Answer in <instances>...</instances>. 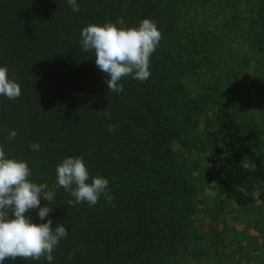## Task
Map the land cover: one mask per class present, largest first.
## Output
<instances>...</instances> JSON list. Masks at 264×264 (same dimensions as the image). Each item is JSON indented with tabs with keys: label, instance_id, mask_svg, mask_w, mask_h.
<instances>
[{
	"label": "trees",
	"instance_id": "16d2710c",
	"mask_svg": "<svg viewBox=\"0 0 264 264\" xmlns=\"http://www.w3.org/2000/svg\"><path fill=\"white\" fill-rule=\"evenodd\" d=\"M247 1L76 0L73 11L67 0H0V66L21 87L17 99L0 95V147L27 162L32 182L55 188L53 201L41 198L40 206L52 208V227L63 224L68 234L51 264H187L208 255L195 232L206 189L191 159L203 150L219 174L216 213L260 208L252 225H260L264 248V163L252 149L260 140L228 78L237 73L230 48L237 60L251 55L264 68V0L245 7ZM118 18L124 27L149 18L162 38L150 77H124L116 93L94 51L82 49L80 32ZM11 130L17 135L10 140ZM35 142L39 151L30 148ZM68 156L83 158L87 182L109 180L111 202L101 194L91 207L68 203L74 197L56 187L55 171ZM38 211L27 215L47 222Z\"/></svg>",
	"mask_w": 264,
	"mask_h": 264
},
{
	"label": "clouds",
	"instance_id": "9594fccd",
	"mask_svg": "<svg viewBox=\"0 0 264 264\" xmlns=\"http://www.w3.org/2000/svg\"><path fill=\"white\" fill-rule=\"evenodd\" d=\"M73 11H79L76 0H67ZM119 25V27L117 26ZM80 44L84 51H94L96 66L107 75L108 90L119 93L123 86L119 81L131 75L133 79L145 82L151 75L150 57L159 46L162 38L156 23L144 18L138 26L124 27L123 18L116 23L88 24L80 32ZM0 95L8 99H17L21 87L8 76L6 66H0ZM110 114L105 112V116ZM108 126V131L114 130ZM17 135L11 130L9 139ZM33 151L40 150L39 142L30 145ZM56 187L69 192L74 200L70 205L86 202L90 207L97 204L101 194L108 202L113 197L108 193L109 180L103 176L91 177L82 157L68 156L56 165ZM31 170L26 161L6 156L0 147V264L8 260L22 258L39 260L45 257L49 264L53 261L54 252L62 237L68 232L63 224H56L49 217L52 208L41 207V198L51 203L55 188L48 189L47 183L37 184L29 177ZM47 204V205H48ZM38 208L41 221L34 223L29 211Z\"/></svg>",
	"mask_w": 264,
	"mask_h": 264
},
{
	"label": "rangeland",
	"instance_id": "374dc122",
	"mask_svg": "<svg viewBox=\"0 0 264 264\" xmlns=\"http://www.w3.org/2000/svg\"><path fill=\"white\" fill-rule=\"evenodd\" d=\"M257 2L258 0H248L245 7ZM228 51L230 56L227 60L237 69V73L228 78L234 79L233 92L239 95L241 108L247 109L248 114L252 116V125L260 140L252 149L259 161L264 163V68L251 55L245 63L243 57L239 56L238 60L236 56L232 57V52H237L235 49L230 48ZM244 51L248 52L245 48L240 52ZM190 86L193 94L199 92L200 87L195 80L194 83L191 81ZM191 159L196 163L197 177L206 189L204 202L208 203H204L200 214L195 218L196 239L203 247L209 248V254L201 260L190 258L187 264H264L262 235L257 230L260 225L256 228L252 225L261 212L260 208L238 209L234 210L233 214L229 213L227 208L226 213L223 211L217 214V204L223 198L213 189L219 181L215 161L207 150L193 154ZM225 206L227 207L226 204ZM238 217L239 219H236ZM240 220L248 223L246 229L242 230Z\"/></svg>",
	"mask_w": 264,
	"mask_h": 264
}]
</instances>
